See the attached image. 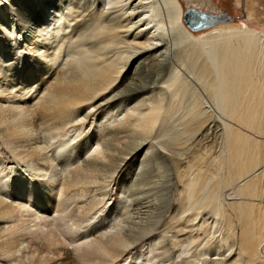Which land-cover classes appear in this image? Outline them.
I'll use <instances>...</instances> for the list:
<instances>
[{
  "label": "rangeland",
  "instance_id": "1",
  "mask_svg": "<svg viewBox=\"0 0 264 264\" xmlns=\"http://www.w3.org/2000/svg\"><path fill=\"white\" fill-rule=\"evenodd\" d=\"M66 1H2L5 12L0 16V23L8 22L3 29H0L4 32L0 35V42L3 43L0 50L4 53L13 50L12 36L6 31L10 25L19 23L21 31L27 32L29 38H33L34 33L37 32L35 26L41 22L44 8L63 6ZM68 1L74 6L77 5V17L74 21L76 23L74 28L72 24L70 39L82 38L91 31L97 12L103 10V2L101 0ZM179 1L184 10L193 7L229 18V21L196 31L190 30L186 25L195 35L218 26L240 27L244 23L249 24L246 15H249L247 16L249 25L255 23L254 25L259 27L253 24L251 26L264 29V21H261L264 18V0H259L261 14L251 9L252 0H247V4L246 0ZM151 6L158 7V9L154 8V11L158 15L156 20L160 19L163 25V37L160 38L161 40L149 41V43L130 42L122 45L123 62L120 76H117V79L92 101L75 105L71 111H68L51 102H39L36 99L26 101L21 93L20 95L14 93L19 92L18 88L15 91L0 93V112L3 118L6 120L17 118L20 125L22 123L25 125V131H21L12 143L9 142L8 133L0 134L1 181L11 183L19 175L18 167L26 166L28 163L32 166V159L45 158L42 155L46 156V154L53 155L56 142L67 133L66 138L75 137L71 142L73 146L79 147L81 145L84 147V144L93 138L92 135L99 137L108 156L100 161L99 158L96 159V153H91V156L87 157L86 148L73 152L63 149L61 153L66 157L62 156V159H59L56 189L67 200L69 199L64 203L69 208L65 210V205L61 209L52 206L45 213L49 219L58 218V213H61V220H58L67 223L70 227L80 224L94 225L95 228L91 233H87L90 236L88 244L92 242L91 245H85L83 251H75L72 244L68 246L59 241L64 237L55 226L56 231L53 232L55 243L44 233L37 238L24 231L25 236L22 237H25V242L23 245H18V248L23 246L21 253L14 251L16 249L13 250L15 259L19 263H21L19 258L24 257L25 261L27 260L26 264H32L35 259L36 262L39 259L37 263L44 262V259L47 260L45 264H61L68 258L75 264H100L102 261L103 264H136L137 261L141 264H229L234 258L239 257L240 226L235 217L233 218L235 235L231 236L229 241L223 242L222 237L228 232L227 224L225 225L224 220L211 208L203 206L210 183L195 205H186L184 200L187 177L182 176H189L190 171L186 174L184 172L193 163H198L202 167L212 157L227 156L225 124L232 123V120L216 107V102L212 98L213 93L209 92L208 85L198 75V68L194 67H197V63L189 53V40L183 38L169 23V11L164 0H122L118 4L109 6L108 10L105 9L106 13L99 19L102 18L106 24L122 23L121 31L132 39L130 35L135 36L139 31L145 30L144 20L147 16L144 11ZM257 16L262 18L257 19ZM255 19L260 21L254 22ZM82 25L84 28L81 27ZM97 38H89L83 42V45L95 43ZM73 46L75 45L72 44L69 49L75 50ZM48 48L50 49L51 45ZM203 54L208 55L206 52ZM66 55L67 52L64 50L57 64L56 71L60 74L65 72ZM9 61L8 57L2 58L1 62L7 66ZM69 64L71 65L66 72L69 76L77 75L78 69H74L71 62ZM24 66L26 71L28 66ZM69 84L67 81L64 85L70 86ZM64 85L61 86L63 90ZM176 92H179L177 96H175ZM31 96L32 92H29L27 97L31 98ZM173 98L176 100L173 101ZM197 99L205 103H203L204 116L192 109ZM157 100L169 107L173 106L169 110H164L149 129L138 123L136 125L139 120L143 121L152 102ZM16 105L19 107L16 108ZM86 110L88 116L85 118L83 113ZM201 117L206 118L205 124L200 128L201 130L193 131L191 126ZM75 118L84 120L76 122ZM105 118L107 121L97 125L98 120ZM231 125L237 127L235 124ZM2 129L4 128L0 127V132ZM239 129L243 130V128ZM246 133L253 134L251 131ZM51 136L54 139L49 141ZM252 136L264 141V136L262 138L260 135ZM83 157L89 158L90 161L96 160L101 165L96 170L83 167L82 169L86 170L83 172L81 169ZM53 162L57 163V160ZM49 165L50 162L45 164L43 173L46 175L36 179L37 182L45 183L44 181L49 178L51 175ZM211 169L216 173L214 180L221 181L222 184L218 193L220 200L227 212L233 214L230 203L236 200V196L231 195L235 184L228 182V168L223 166L211 167ZM193 172L195 170H192L191 174ZM77 173L80 175L77 176ZM33 174L30 171L25 172L26 177ZM16 188L18 186L11 187L10 192L4 195V200L13 201ZM75 193L78 197H74ZM72 196L78 200L75 201ZM262 199L264 201V193ZM192 213L195 217L190 219ZM101 218L103 222L100 221ZM187 219L189 221H186ZM30 221L31 219H28L27 225L31 224ZM74 222L76 225L73 224ZM1 223L3 224V220H0ZM186 226L185 230L178 231ZM81 235L85 233L82 232ZM16 236L19 235L15 234V237L12 235L11 238H18ZM3 237H0V264L6 262V254L9 252L6 245L7 238ZM191 237L197 240L192 242ZM178 238L179 242H177ZM118 239L120 242L126 239V242L119 244ZM52 248L56 251L55 256L49 251ZM198 254H200L199 259L196 258ZM242 256L244 258H241L239 264L252 262V256L248 253ZM14 263L15 261L11 264Z\"/></svg>",
  "mask_w": 264,
  "mask_h": 264
},
{
  "label": "bare ground",
  "instance_id": "2",
  "mask_svg": "<svg viewBox=\"0 0 264 264\" xmlns=\"http://www.w3.org/2000/svg\"><path fill=\"white\" fill-rule=\"evenodd\" d=\"M2 1L4 0L0 1V16L5 12L4 5L1 3ZM101 1L103 2V10L99 9L100 12H97L96 19L94 18V23L92 28H90L91 31L84 37L77 38L78 40L76 38L70 39L72 24L74 28V23H76L74 21L77 17V5H72L68 0L63 6H47L44 8L41 22L35 26L37 32L34 33L33 38H29V35L26 34L27 32L21 31L19 23L10 25L6 31L12 36L13 50H9L8 53L0 50V93L8 90L15 91L18 88L19 92L15 91L14 93L16 95L17 93H19L18 95L21 93L26 101L30 102L36 99L39 102H51L59 105L63 110L71 111L75 105L77 106L95 99L117 79V76H120L123 62L122 45L130 42L137 44L149 43V41H158V39L163 37V25L160 19L159 21L156 20L158 15L154 11V8L158 9L157 6L145 8L144 14L147 17L144 20V24L146 28L139 31L135 36L130 35L132 36V39H130L129 36L121 31L123 29L122 23L106 24L102 18L99 19L100 16L103 17L106 13L105 9L108 10L109 6L118 4L122 0ZM208 1L211 2V0ZM164 3L169 11L168 20L171 26L178 30L183 38L189 40L190 56L197 63V67H194L198 68V75L208 85L209 92L213 93L212 98L216 102V107L227 118L232 120L231 124L237 125V127H233L230 123L225 122L227 135L226 157H212L202 167L198 163L188 166L184 173L186 174L187 171H190L189 176H182L184 178L187 177L184 200L186 205H195L199 202L201 194L205 193L204 191L210 183L209 190L207 191L208 194L204 197L203 206L211 208L224 220V224H227L228 232L223 235V242L229 241L228 239L235 235L234 217L240 226V255L229 264H239L241 258H244L242 256L244 253L252 256V262L249 264H264V201L262 199L264 193V141L252 136L260 135L261 138L264 136V29L260 30L257 27L244 23L240 27L234 25L229 27L218 26L207 32L195 35L184 23L183 16L185 10L181 2L179 0H164ZM7 22L0 23V29H3ZM81 27L84 28V25ZM1 34H4L3 30H0ZM140 34L143 35L141 36ZM95 37H98L95 43L83 45L84 41ZM72 44L75 45L73 46L75 50L69 49ZM49 45H51L50 49L48 48ZM2 46L3 43L0 42V48ZM64 50L67 52L65 57L67 65L64 68L65 72L60 74L56 69L64 54ZM204 52L208 55L204 56ZM8 57L10 58L9 64L4 66L1 62L2 58ZM25 62L31 63L25 64ZM70 62L74 69H78L79 73L75 76L74 74H72L73 76H69L66 72L68 71L66 69H69L68 66L71 65L69 64ZM24 65L28 66L26 71ZM67 81L70 83V86L66 85V88L64 84ZM63 85L65 86L64 90L61 87ZM29 92H32L31 98L27 97ZM177 93L179 92H176L175 96H177ZM199 101L198 99L195 101L197 103L194 104L192 109L204 116V102ZM161 102L159 100L152 102L148 114L145 115L143 121L139 120L135 124L137 125L138 123V125H142L146 129L154 125L160 114L164 110L171 109L173 106L169 107ZM15 107L18 108L19 106L16 105ZM87 113V110L83 113L85 118L88 116ZM16 119L6 120L0 112V127L4 128L0 134L8 133L10 143L20 135L21 131H25V125L22 122V125H20ZM19 119L21 118L19 117ZM75 119L76 122L84 120L81 118L80 120L79 118ZM105 121H107V118L98 120L97 125L103 124ZM205 122V117L198 118L191 126L192 130L198 131ZM239 128H243L245 132ZM246 131H251V134H253L249 135ZM66 136H68V133L58 139L52 151L53 155L49 156L46 154V156L42 155L45 158L37 157L36 159H32V166L28 163L26 166L18 167L17 172L19 175L11 183L3 182L0 179V220H3V224H0V237L6 236V245H8L7 249L9 250L4 264H11L14 261V264H26L27 260L25 261L24 257L19 258L21 263L16 261L13 252L16 249L14 251L21 253L23 246L22 248H18V245H23L25 242V237H22L25 236L24 231L37 238L40 237V234L44 233L53 242V236L55 235L53 232L57 228L56 230L64 237H62L63 239L61 238L62 240H59V238L58 240L68 246L72 244L75 251L78 250V252L83 251L84 246L89 243L90 236L87 233H91V230L95 228L94 225H76L74 222L73 224L76 227H70L67 223L59 221L61 220V213H58V218L52 217L53 219H49L45 215L49 207L57 206L61 209L65 205L64 203L69 200L56 189L59 159L65 156L64 153H61L63 149L64 151L73 152L80 148H86L87 157H90L91 153H96V159L99 158L100 161L103 160V157H108L103 141L99 137L92 135L93 138L87 141L84 147L82 145L79 147L78 145L73 146L71 142L75 137L66 138ZM49 138V141L54 139L52 136ZM87 157L82 158L83 165L81 169L86 167L88 170L89 168L96 170L101 165L98 161H90ZM53 160H57V163L53 162ZM47 162H50L51 175L44 181L45 183L42 181L37 182L36 179L46 175L43 172L45 171V164ZM223 166L228 168V182L235 184L231 195L236 196V200L230 203L233 214L227 212L220 200L218 193L222 184L221 181L214 180L216 173L211 169V167L222 168ZM192 170H195L194 174H191ZM27 171L34 174L26 177L25 172ZM63 171L67 170L63 169ZM82 171L85 172L86 170L82 169ZM79 175L80 173H77V176ZM13 186H18V188L14 191L13 201L8 202L3 197L10 192ZM74 197H78V194L75 193ZM73 199L71 198V200ZM183 206H185V203ZM64 207L65 210L69 208L66 205ZM63 215L65 214L63 213ZM194 217L195 215L193 214L190 219ZM28 219H31L30 225L29 223L27 225ZM100 221L103 222V218ZM186 221H189V219ZM186 228L187 226L180 228L178 231H183ZM82 232L85 235H81ZM15 234L19 235L16 236L18 238H15L18 242L11 238L12 235L15 237ZM191 239L192 242L197 240L194 237H191ZM120 241L117 243L123 244L126 242V239L125 241L123 240L124 242ZM52 242L53 246L55 242ZM177 242H179V238ZM91 243L88 245H91ZM184 243L186 244L185 241ZM120 246L124 247V245ZM49 251L55 256L54 252L56 251L53 248ZM101 254L103 255V250ZM222 255L224 256L223 253ZM196 258L199 259L200 254ZM43 261L42 263H37L35 259L32 261V264H45L47 260L43 259ZM61 264H75V262L68 258ZM100 264H103V261ZM136 264H141V262L137 261Z\"/></svg>",
  "mask_w": 264,
  "mask_h": 264
},
{
  "label": "water",
  "instance_id": "3",
  "mask_svg": "<svg viewBox=\"0 0 264 264\" xmlns=\"http://www.w3.org/2000/svg\"><path fill=\"white\" fill-rule=\"evenodd\" d=\"M183 20L190 30L196 31L213 26L220 22L229 21V18H223L221 14L216 15L211 12H205L189 7L185 9Z\"/></svg>",
  "mask_w": 264,
  "mask_h": 264
},
{
  "label": "crops",
  "instance_id": "4",
  "mask_svg": "<svg viewBox=\"0 0 264 264\" xmlns=\"http://www.w3.org/2000/svg\"><path fill=\"white\" fill-rule=\"evenodd\" d=\"M246 4H247V0H246ZM252 6H251V9L253 10V11H255V12H258V13H260L261 14V12H262V10L260 9V6H261V3L259 2V0H252ZM246 12V11H245ZM264 13V12H263ZM262 13V14H263ZM247 16H249V15H246V20L248 21V23L250 24V21L248 20V17ZM260 18H262V17H260V16H257V19H260ZM257 19H255V20H253L254 22H258V21H260V20H257ZM261 21H264V18L261 20ZM252 23V22H251ZM253 25L255 24V23H252ZM251 24V25H252ZM254 26H257V25H254ZM257 27H259V26H257Z\"/></svg>",
  "mask_w": 264,
  "mask_h": 264
}]
</instances>
